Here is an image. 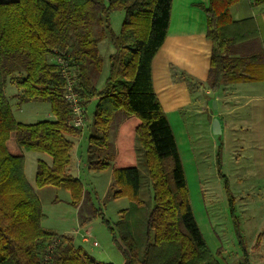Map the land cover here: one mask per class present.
<instances>
[{"label": "trees", "instance_id": "obj_1", "mask_svg": "<svg viewBox=\"0 0 264 264\" xmlns=\"http://www.w3.org/2000/svg\"><path fill=\"white\" fill-rule=\"evenodd\" d=\"M172 1L0 0V264H104L77 247L71 235L42 226L41 201L24 173L27 152L47 154L52 162L38 161L36 186H62L79 208L85 188L70 171L76 144L85 135L90 170L112 168L118 155L123 164L113 170L112 197H128L131 206L116 228L107 219L104 223L118 243L119 236L125 264H221L195 220L177 140L153 89L152 61L167 38ZM242 1L210 0L205 7L206 34L213 44L209 76L206 82L184 76L189 88L204 87L216 95L224 85L262 79V56L236 54L258 36L253 19L233 20L231 10ZM116 11L125 12L119 33L111 24ZM104 40L114 52L98 87ZM65 68L85 109L86 127L70 124L74 113L65 97ZM9 78L22 89L21 105L49 101L55 120L16 121L5 95ZM94 100L89 123L87 110ZM117 116L123 117L125 134L118 152L110 139ZM141 153L152 186L151 209L140 196ZM248 257L244 249L242 264H252Z\"/></svg>", "mask_w": 264, "mask_h": 264}, {"label": "rangeland", "instance_id": "obj_2", "mask_svg": "<svg viewBox=\"0 0 264 264\" xmlns=\"http://www.w3.org/2000/svg\"><path fill=\"white\" fill-rule=\"evenodd\" d=\"M124 18V11L112 14L111 24L115 33L120 32ZM113 50L109 40L99 43L98 51L105 64L103 72L96 79L98 87L105 83L109 72V57ZM7 81L5 95L16 121L32 124L55 120L49 101L35 100L21 105L22 89L11 78ZM95 104L97 100L88 106L89 123ZM122 121L123 117L117 116L110 132V139L117 152L123 146L125 136L120 130ZM189 123L190 144L182 146L181 154L184 157L183 167L191 207L207 246L221 264H242L244 249L252 264H264V167L256 166L257 149L252 148L251 136L244 134L225 139L222 133L215 135L208 127L210 119L205 114L196 116L187 124ZM87 143L85 135L76 144L74 153V158L77 157L84 163L90 160ZM141 155L142 153L139 157L140 196L151 209L154 204L152 186ZM49 158L47 154L40 152H27L25 159L24 173L39 196L45 214L42 226L58 234L71 235L77 246H82L101 263L123 264L125 256L119 246V236L116 235L118 243L104 219L116 228L117 222L123 219L125 211L130 208L131 201L128 197H112L111 170H90L85 167L81 170L75 168L73 172V167L71 168L70 172L80 178L85 188V199L78 208L71 204V194L62 186H36L38 161H48ZM86 217H89L88 221L82 224L81 220ZM86 231L91 237L88 242L83 238Z\"/></svg>", "mask_w": 264, "mask_h": 264}, {"label": "crops", "instance_id": "obj_3", "mask_svg": "<svg viewBox=\"0 0 264 264\" xmlns=\"http://www.w3.org/2000/svg\"><path fill=\"white\" fill-rule=\"evenodd\" d=\"M209 4L210 0L172 1L167 38L152 61L153 89L172 126L183 164L182 146L190 144L191 123H187L205 114L210 119L211 131L214 120L219 119L225 139L251 136L252 148L257 149L256 166L264 167V75L260 81L224 85L216 95L204 87L191 89L184 79V76L202 82L208 79L213 50L206 34L205 7ZM231 14L233 20L253 19L258 29L256 38L237 48V56L264 58V3L254 6L251 0H244L232 8ZM214 101L217 109L213 107ZM88 155L91 159L89 145ZM118 156L110 168L112 175L114 168L123 166ZM75 158L73 172L75 168H88L89 160L84 163ZM46 162L50 164L52 159Z\"/></svg>", "mask_w": 264, "mask_h": 264}, {"label": "built area", "instance_id": "obj_4", "mask_svg": "<svg viewBox=\"0 0 264 264\" xmlns=\"http://www.w3.org/2000/svg\"><path fill=\"white\" fill-rule=\"evenodd\" d=\"M58 61L64 65H66V63L64 62V60L60 57L58 58ZM64 75L68 78V85H67V91H66V100L68 101V103L70 104L69 106L72 108L73 113H74V117H72V121L70 122V124L74 127H86V116H85V109L80 105V100L78 95L73 92V82L70 79L69 73L67 71V69L65 68L64 70ZM78 232V231H77ZM84 241L88 242L90 237V234L88 231H86V234L84 235ZM95 245H97V243H95ZM54 248V244L51 245L49 247V250H53ZM48 260V257H47Z\"/></svg>", "mask_w": 264, "mask_h": 264}, {"label": "water", "instance_id": "obj_5", "mask_svg": "<svg viewBox=\"0 0 264 264\" xmlns=\"http://www.w3.org/2000/svg\"><path fill=\"white\" fill-rule=\"evenodd\" d=\"M213 107L215 109H217V102L216 101L213 102ZM220 125H221V123H220L219 119H215L213 122V126H212L213 132L215 135H220L222 133V129H221Z\"/></svg>", "mask_w": 264, "mask_h": 264}]
</instances>
